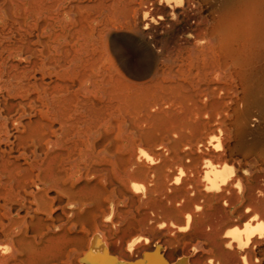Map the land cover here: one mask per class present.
<instances>
[{
  "label": "bare ground",
  "instance_id": "6f19581e",
  "mask_svg": "<svg viewBox=\"0 0 264 264\" xmlns=\"http://www.w3.org/2000/svg\"><path fill=\"white\" fill-rule=\"evenodd\" d=\"M12 4L13 0H0V185L6 184L13 197L5 199L3 209L1 229L8 243L0 248L9 254L1 252L0 264L17 260L30 247L31 212L40 214L32 216L38 223L46 218L55 228L57 221L58 228L64 225L62 216L70 215L59 197L66 193L62 181L75 178L73 33L63 29L65 19L56 9L45 15L47 5L39 6L44 14L34 13L30 32L21 29L19 20L16 29L10 24ZM155 4L153 11L141 9L140 32L144 35L147 28L155 38L163 34L159 43L168 56H158L169 59L175 71L152 93L115 97L133 104H148L152 98L154 108L168 109L175 122L186 127L177 142H185L187 160L178 158L165 177L178 185L173 188L186 206L181 218L160 222L166 227L155 235L131 239L124 260L114 255L99 231L94 232L78 264H254L257 247L264 246V181L238 175L226 160L237 149L245 153L259 147L264 155V0H155ZM89 8L75 0V15L76 10ZM109 25L121 26V19L113 17ZM118 35L107 31L127 69ZM140 150L123 172L116 171L121 159L108 158L120 184L130 181L136 187L152 171L139 162L141 156L152 160ZM101 172L110 173L107 168ZM13 201L20 207L14 208ZM58 208L62 216L55 213ZM254 220L258 221L252 224ZM237 221L244 222L242 228ZM141 240L145 242L137 245Z\"/></svg>",
  "mask_w": 264,
  "mask_h": 264
},
{
  "label": "rangeland",
  "instance_id": "374dc122",
  "mask_svg": "<svg viewBox=\"0 0 264 264\" xmlns=\"http://www.w3.org/2000/svg\"><path fill=\"white\" fill-rule=\"evenodd\" d=\"M81 2L89 4L90 8L76 10L75 15V0H13L10 24L16 29L18 25L15 21L19 20L21 29L30 32L35 24L34 13L44 14L43 8L39 6L47 5L45 15L48 10L56 9V13L65 19L63 29L66 27L73 33L75 178H64L62 185L66 193L59 196L63 201L62 206H66L67 215L70 216H62L61 208L55 210V213L62 216L64 225L58 228L60 222L57 221L55 228L46 218L43 223H38L32 216L36 218L40 214L31 212L27 217L32 229L29 233L30 247L23 256L17 260L9 259L7 264H78L96 231L113 246L114 255L124 260L126 245L131 239H136L140 234L155 235L157 229L166 227L160 222L181 218V212L186 206L184 202L180 203L178 191L173 188L178 185L165 178L175 169L178 158L184 162L187 160L184 155L188 152L185 142H177L180 135L186 134V127L176 123L174 115L168 109L154 108L155 100L152 98L148 104H133L116 98L121 93H152L158 89L160 83L169 81L167 78L175 71L169 59H160L158 56L163 53L159 43L163 34H158L155 38L147 28L144 31L148 32L144 35L140 32L143 28L139 23L143 16L141 9L153 11L155 0ZM30 14L32 15L27 18ZM44 16L40 17V21L45 20ZM113 17H119L122 25L116 28L109 25ZM109 29L119 34L117 45L125 57L127 69L119 62L113 42L107 37ZM163 54L168 56L165 52ZM156 70L160 71L159 75H155ZM120 130L122 135L118 137ZM262 135L264 136V131ZM136 145H140L152 159L151 163L141 156L139 162L147 164L152 171L142 176L135 183L136 187L130 181L120 184L111 174L108 158L121 159L122 163L116 171L123 172L133 155H141V150ZM82 155H86V159ZM226 164H230L240 176L257 177L264 181V155H261L259 147L245 153L237 149V154L228 157ZM102 168H107L109 175H103ZM11 195L7 185L1 184L2 246L8 243L1 229L4 221L3 209L5 199L13 198ZM52 196L56 194L53 193ZM28 199L27 206L31 204V196L28 195ZM13 206L19 208L20 204L13 201ZM26 210L27 207L22 215H25ZM256 221L258 220L252 221V224ZM242 223L244 222L237 221L236 226L242 228ZM160 237L166 238V235ZM144 242L145 240H141L137 245ZM263 248V245L257 247L254 264H264V255L261 253ZM5 251L0 248V254L2 252L5 256L8 255L9 252Z\"/></svg>",
  "mask_w": 264,
  "mask_h": 264
}]
</instances>
